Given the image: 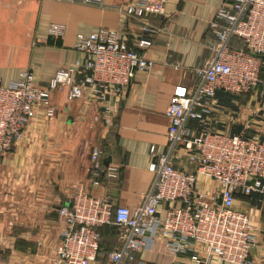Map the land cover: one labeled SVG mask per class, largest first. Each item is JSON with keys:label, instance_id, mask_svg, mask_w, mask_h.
I'll return each mask as SVG.
<instances>
[{"label": "crops", "instance_id": "1", "mask_svg": "<svg viewBox=\"0 0 264 264\" xmlns=\"http://www.w3.org/2000/svg\"><path fill=\"white\" fill-rule=\"evenodd\" d=\"M133 1L0 0V82L4 85L28 67L45 84L60 67L84 60L85 54L75 48L77 34L98 27L120 31L132 47L155 61L149 73L138 71L129 88L114 98L117 110L111 126L103 123L98 103L71 100L68 87L63 86L52 92L56 115L48 118L40 110L1 158L0 264H56L64 227L57 209L68 203L77 188L107 194L115 205L131 209L143 202L151 188L155 177L149 169L154 160L151 148L155 147L156 155L168 150L166 111L175 88L190 86L195 68L211 57L210 21L223 0H168L165 15L148 17L161 29L148 47L138 44L148 37L141 21L125 13V5ZM52 23L65 25L64 36L49 34ZM190 125L196 133L207 127L264 140V84L237 95L218 90L205 120ZM94 146L102 150L105 165L120 168L117 178L105 180L97 189L90 187ZM175 163L194 170L183 155ZM199 179L205 191L215 190L210 178L200 175ZM234 206L250 216L258 241L252 257L264 264V193L238 192ZM117 245L115 229L103 227L99 256L90 264H111L109 254ZM140 260L195 264L188 257L174 258L163 240L156 241L151 251L137 253L130 264ZM212 264L233 263L214 260Z\"/></svg>", "mask_w": 264, "mask_h": 264}, {"label": "built area", "instance_id": "2", "mask_svg": "<svg viewBox=\"0 0 264 264\" xmlns=\"http://www.w3.org/2000/svg\"><path fill=\"white\" fill-rule=\"evenodd\" d=\"M167 2L134 0L125 5V13L140 20L141 30L148 35L138 40L140 46H151L161 31L148 17L165 15ZM65 28L52 23L48 31L52 37H62ZM210 29L211 57L195 68L190 86L175 88L166 111L168 150L156 155L155 147L151 148L154 160L149 169L155 177L143 202L131 209L115 205L107 194L77 188L68 203L57 209L64 227L56 264L95 261L102 237L99 228L104 225L117 228L118 245L109 254L111 264L134 262L137 253L151 251L158 240L165 242L174 258L188 257L195 264L214 260L258 264L252 257L258 242L254 224L234 204L238 192L264 193V140L207 127L196 133L190 122L205 120L218 90L237 95L264 84V0H223ZM233 38L246 47H234ZM75 48L85 59L60 67L45 84L36 80L31 67L21 70L9 85L0 82V160L40 110L48 118L56 115L53 91L66 86L71 100L98 103L102 121L109 127L117 110L114 98L129 88L138 71L149 73L155 65L118 30L98 27L89 34L78 33ZM180 155L187 157L194 170L176 165ZM90 157L91 188L119 176V166L105 165L98 146ZM200 175L214 182L213 192L203 189Z\"/></svg>", "mask_w": 264, "mask_h": 264}, {"label": "trees", "instance_id": "3", "mask_svg": "<svg viewBox=\"0 0 264 264\" xmlns=\"http://www.w3.org/2000/svg\"><path fill=\"white\" fill-rule=\"evenodd\" d=\"M239 41H241V44H239ZM233 45H234V47H243V48L246 47L245 46V43L241 39H239V38H233ZM194 122H197V121H194ZM103 227H111V228H113V230L115 229V233H116V236H117V228L114 225H104V226L100 227L99 230L101 232V236H102V229H103ZM116 247H114L111 250L113 251ZM100 248H101V244H100Z\"/></svg>", "mask_w": 264, "mask_h": 264}, {"label": "water", "instance_id": "4", "mask_svg": "<svg viewBox=\"0 0 264 264\" xmlns=\"http://www.w3.org/2000/svg\"><path fill=\"white\" fill-rule=\"evenodd\" d=\"M106 165H108V164L106 163Z\"/></svg>", "mask_w": 264, "mask_h": 264}]
</instances>
